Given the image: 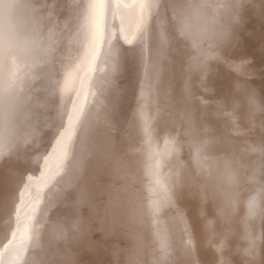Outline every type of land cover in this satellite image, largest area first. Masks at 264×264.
Masks as SVG:
<instances>
[{"label":"bare ground","instance_id":"bare-ground-1","mask_svg":"<svg viewBox=\"0 0 264 264\" xmlns=\"http://www.w3.org/2000/svg\"><path fill=\"white\" fill-rule=\"evenodd\" d=\"M153 2L145 43L124 47L126 9L113 0H27L26 36L44 51L0 49V83L16 82L26 113L0 162V264H84V253L88 264H264V221L243 220L252 179L264 180V0ZM180 13L193 35H181ZM165 21L172 70L167 46L159 53ZM74 106L82 123L60 171L52 149ZM30 220L37 235L22 252Z\"/></svg>","mask_w":264,"mask_h":264},{"label":"snow or ice","instance_id":"snow-or-ice-1","mask_svg":"<svg viewBox=\"0 0 264 264\" xmlns=\"http://www.w3.org/2000/svg\"><path fill=\"white\" fill-rule=\"evenodd\" d=\"M103 3V0H100ZM117 7L120 6L121 0H113ZM140 9V14L138 19L135 22V29L134 32L126 33V30H119L120 34L123 37V40L128 45H133L137 43L138 45H142L145 43L148 32V20L146 16V8L148 5V0H132V4H126L125 7H134L137 6ZM207 4H201L194 9V13L199 15L200 10L206 7ZM238 6V5H237ZM152 8L159 7V0H155V2L151 3ZM223 7L227 10H231L232 5L224 4ZM30 11L32 13L36 12L35 8H31ZM177 21L180 26V33L184 36H191L193 35L191 30V23L187 16L183 13L177 15ZM39 18L37 17L35 24H39ZM37 29L34 26L32 29V33H36ZM129 35L132 36L129 39ZM214 36L223 37L226 35L225 32L220 33H213ZM111 39H119L116 33L112 34ZM111 39L107 42L111 43ZM104 42V37L101 33L99 40L97 42V49L96 52L93 54V61L96 59V54L98 53L99 43ZM168 40L167 36L163 29V23L161 24V33H160V44L161 47L159 49V53L163 55L164 48L167 46ZM0 49L3 51V55L6 57L7 55L11 54L12 57L17 58H28L30 56L35 57L37 53H43V49L40 47L38 42V38L32 34L26 36L24 38H17L16 36H12L10 38H4L3 36L0 37ZM239 70V69H237ZM24 103L25 97L22 95L21 90L18 88L16 82L10 79L7 83H0V127H3L7 130L8 136L4 139H0V162L3 161L5 157H7L12 150L17 147V140L19 139L17 134V129L23 124L24 120L26 119V113L24 111ZM249 103L252 106H256L257 102L255 97H249ZM261 111H264V107H260ZM83 112V109L76 110L74 106L73 115H70L68 118V127L60 134L59 138L56 140L55 147L52 149V154L58 156V168L60 171H65L71 168L73 163V147L76 143L77 137V125L81 124L82 121L80 116ZM234 116V113L230 114ZM202 147V146H201ZM253 151H258L259 149L253 148ZM200 149H197V154H199ZM50 156L44 157L45 166L47 165V161L50 159ZM226 172L228 174V182L235 183V174L231 171V168H227ZM31 179V177H29ZM239 193L234 192L229 195L228 199L230 203L233 205L238 203ZM36 223H39L38 221ZM54 231L58 234L60 233L59 226H54ZM15 235V234H13ZM37 235L34 224L30 220L29 224L25 226L23 236L24 240L22 241L23 247L21 251H26L28 247L29 241L33 239V236ZM252 244L255 246V238L252 237L251 232H248V236L246 237ZM11 243V241H10Z\"/></svg>","mask_w":264,"mask_h":264},{"label":"clouds","instance_id":"clouds-1","mask_svg":"<svg viewBox=\"0 0 264 264\" xmlns=\"http://www.w3.org/2000/svg\"><path fill=\"white\" fill-rule=\"evenodd\" d=\"M26 8L27 0H0V35L26 37ZM243 208V220L250 229L264 221V180L252 179Z\"/></svg>","mask_w":264,"mask_h":264},{"label":"rangeland","instance_id":"rangeland-1","mask_svg":"<svg viewBox=\"0 0 264 264\" xmlns=\"http://www.w3.org/2000/svg\"><path fill=\"white\" fill-rule=\"evenodd\" d=\"M122 3H123V2H122ZM122 3H120V5H122L123 7H122V6L117 7V10H119V11H118V12H115V13H117V14H118L119 12H121V13H119V14H121V16H122V15H124L123 12H124L125 9H126L125 15L127 16V18H126L125 15H124V16H125V18H126L127 20L124 18V16H122L124 19H123L122 17L120 18V23H121V24H120V27H122L120 30H123L124 27H125V25L129 26V25H131V23H132L133 26L131 25V27L129 26V28L126 26L127 29H128V31H126V32H127V33H129L130 31H131V32H132V31L134 32V29H135V22H133V20H136V19H135V16L133 17V15H136V14L139 13V12L136 11L135 9L133 10V8H131L132 11H131V9H130L129 7H128V8H127V7L124 8V7H125V6L123 5L124 3H123V4H122ZM119 8H121V9H119ZM123 8H124V9H123ZM117 10H116V11H117ZM128 10H129L130 12H129ZM128 13H129V15H128ZM130 13H131V14H130ZM129 16H131V17H129ZM129 18H130V19H129ZM132 19H133V20H132ZM125 20H126V21H125ZM131 20H132V21H131ZM121 21H122V22H121ZM124 21H125V22L128 21V22H127V23H124ZM128 23H129V25H128ZM123 24H125V25H123ZM121 25H123L124 27L121 26ZM163 26L166 28V29H165V28L163 27L164 32H165V34H166V36H167V39H168V42H169V43H167V51H168V54L170 53V54H169V61H170V63H169V67H170V69L172 70L174 64H173V61H172V60H173V54H172V49H171V44H172L171 33H170V31L168 30V25L166 24V21L164 22V25H163ZM166 26H167V27H166ZM132 27H133V28H132ZM131 28H132V29H131ZM127 29H126V30H127ZM129 30H130V31H129ZM167 31H168V32H167ZM131 32H130V33H131ZM167 33H168V34H167ZM121 36H122V35L120 34V37H121ZM130 37H131V35H129V38H130ZM55 40H56V39H54V42H56ZM119 40H120L119 42L122 43V45H123L124 47L128 46V44H126V43L124 42L123 38H120ZM171 70H170V72H172ZM170 74H171V73H170ZM170 77H171V80H172V81L175 80V78H176V77H175V73L172 72V74L170 75ZM86 100H89V99H86ZM73 168L76 169L77 166L74 165ZM74 169H72V172H71V173H72V176H69V173L66 174V175L68 176V180H70V181H71V180H75V176H76V175H79V173H80L78 170H76L77 172H75ZM73 171H74V172H73ZM64 173H65V172H64ZM77 173H78V174H77ZM73 175H75V176H73ZM89 258H90L89 254L84 253V264H88V259H89Z\"/></svg>","mask_w":264,"mask_h":264}]
</instances>
